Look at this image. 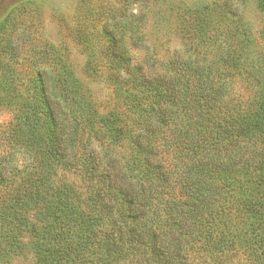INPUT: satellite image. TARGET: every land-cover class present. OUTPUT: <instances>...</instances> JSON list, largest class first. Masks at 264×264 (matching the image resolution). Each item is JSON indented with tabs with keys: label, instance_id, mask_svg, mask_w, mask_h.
<instances>
[{
	"label": "trees",
	"instance_id": "1",
	"mask_svg": "<svg viewBox=\"0 0 264 264\" xmlns=\"http://www.w3.org/2000/svg\"><path fill=\"white\" fill-rule=\"evenodd\" d=\"M104 1L80 0L69 41L29 4L0 20V264H264V55L239 54L245 15L220 2L226 25L190 18L161 54L141 0Z\"/></svg>",
	"mask_w": 264,
	"mask_h": 264
},
{
	"label": "rangeland",
	"instance_id": "2",
	"mask_svg": "<svg viewBox=\"0 0 264 264\" xmlns=\"http://www.w3.org/2000/svg\"><path fill=\"white\" fill-rule=\"evenodd\" d=\"M92 3L94 0H86ZM225 0H141L133 2L132 8L137 11L146 8L148 10L147 26L145 33L154 38L157 50L161 54L173 51L183 47L182 38L185 34L188 19H198L205 16L213 26L220 27L226 25V21L219 15L224 12L218 4H223ZM239 6V12L245 15V20L240 22V29H246L249 37L246 36V43H243L239 49V54H254L256 57L264 55V12L256 9L255 0H226ZM80 0H0V20L8 14V12L17 5L29 4L34 8L41 10L40 19L43 22L41 29L42 35L53 39L55 42L70 40V27L73 23L74 16L77 11ZM107 7L117 3V0H105ZM144 5V6H143ZM234 7V6H233ZM202 13H204L202 15ZM236 23L234 28H236ZM229 27V26H228ZM217 28V30H218ZM72 60L75 63L78 72L86 78L83 72L85 54L78 46H74L71 42ZM87 79V78H86ZM235 89L245 93L244 85L240 77L235 78ZM96 93L101 100L108 98L110 88L104 80H90ZM258 89V87H256ZM256 89V90H257ZM248 96V95H247ZM11 115L6 110H0V120L6 122ZM34 254L30 250L25 253L18 254L7 264H34Z\"/></svg>",
	"mask_w": 264,
	"mask_h": 264
}]
</instances>
